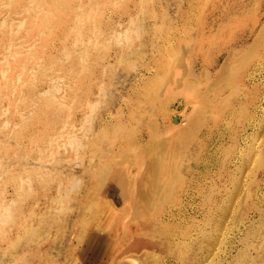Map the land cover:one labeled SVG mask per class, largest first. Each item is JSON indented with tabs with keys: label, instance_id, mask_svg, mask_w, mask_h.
Returning a JSON list of instances; mask_svg holds the SVG:
<instances>
[{
	"label": "rangeland",
	"instance_id": "rangeland-1",
	"mask_svg": "<svg viewBox=\"0 0 264 264\" xmlns=\"http://www.w3.org/2000/svg\"><path fill=\"white\" fill-rule=\"evenodd\" d=\"M0 4V264H264V0Z\"/></svg>",
	"mask_w": 264,
	"mask_h": 264
},
{
	"label": "bare ground",
	"instance_id": "bare-ground-1",
	"mask_svg": "<svg viewBox=\"0 0 264 264\" xmlns=\"http://www.w3.org/2000/svg\"><path fill=\"white\" fill-rule=\"evenodd\" d=\"M7 1V0H6ZM37 1V0H36ZM6 3V2H5ZM46 3V2H45ZM69 3V2H68ZM57 4V3H56ZM67 4V3H66ZM71 4V3H70ZM1 5V4H0ZM8 5V4H7ZM68 5V4H67ZM21 7V6H20ZM34 7V5H33ZM60 8V6H57ZM63 7V6H62ZM65 7V6H64ZM63 7V8H64ZM35 8V7H34ZM38 7H36L37 9ZM66 8V7H65ZM44 9V8H43ZM52 9V8H51ZM62 9V8H61ZM67 9V8H66ZM19 10V9H18ZM34 10V9H33ZM63 10V9H62ZM17 11V10H16ZM53 11V10H52ZM2 12V11H1ZM4 12V11H3ZM38 12V11H36ZM6 13V12H5ZM4 13V14H5ZM32 13V12H31ZM17 14V13H16ZM25 14V13H24ZM46 14V13H45ZM73 14V12H72ZM60 15V14H59ZM74 15V14H73ZM46 16V15H45ZM54 16V15H53ZM25 17V16H24ZM10 18V17H9ZM23 18V17H22ZM2 19V18H1ZM12 19V18H11ZM58 19V18H57ZM8 20V19H7ZM10 21V20H9ZM8 22V21H7ZM8 25V23H7ZM53 27V26H52ZM4 31V30H3ZM9 36V35H8ZM23 37V36H22ZM25 37V36H24ZM17 40V39H14ZM37 41V40H34ZM16 45V44H15ZM27 47V45H26ZM3 51V50H2ZM25 51V50H24ZM9 53V52H8ZM23 53V52H22ZM39 63V62H38ZM36 69V68H35ZM40 70V69H39ZM17 75V74H16ZM19 78V77H18ZM10 80V79H9ZM6 81V80H5ZM5 83V82H4ZM2 84V82H1ZM15 85V84H14ZM11 96V95H10ZM14 104V103H13ZM32 105V104H31ZM20 111V110H19ZM22 111V110H21ZM3 123V122H2ZM6 124V123H5ZM11 126V125H10ZM11 131V130H10ZM9 131V132H10ZM70 143L73 148H78L80 146V139L78 137L72 138ZM69 143V144H70ZM138 209V208H136ZM143 222H147L146 219ZM155 228V227H154ZM149 236V235H148ZM151 237V236H149ZM149 237H144L141 239H134L130 244L128 243L121 251L118 259L124 264H151L154 261V264H158V257L167 254L171 255V251L168 250V247L163 244V241L158 239H151ZM161 250V251H160ZM160 251V252H159ZM176 253L173 252L171 257L175 258ZM126 259H125V258Z\"/></svg>",
	"mask_w": 264,
	"mask_h": 264
},
{
	"label": "crops",
	"instance_id": "crops-1",
	"mask_svg": "<svg viewBox=\"0 0 264 264\" xmlns=\"http://www.w3.org/2000/svg\"><path fill=\"white\" fill-rule=\"evenodd\" d=\"M140 212H141V214L142 215H145V213L142 211L143 210V206H141V208H140ZM139 212H136V214H138ZM144 219H146V218H144V217H142L141 218V221L143 222V220ZM154 229H156V228H154L153 226H152V228H151V232H147L146 231V229L144 228V226H143V224H140V232L138 233V231H137V233L136 234H138V237L136 238V239H141V238H144V237H149V236H151V237H149V238H151V239H158L159 237H158V230L156 229V230H154ZM149 235V236H148ZM160 240H162L161 238H159ZM163 241V240H162ZM131 243V242H130ZM129 243V244H130ZM163 244L165 245V246H167L168 247V250L169 251H171V255H172V253L174 252L173 251V249L170 247V245H167V243L166 242H164L163 241ZM161 251V250H160ZM159 251V252H160ZM170 255V256H171ZM165 256H167V254H163V255H161V256H159L158 257V264H167L166 262H165V259H164V257ZM125 258V257H124ZM126 259V258H125ZM151 264H154V261L151 263Z\"/></svg>",
	"mask_w": 264,
	"mask_h": 264
}]
</instances>
